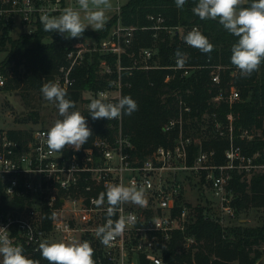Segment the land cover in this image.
I'll use <instances>...</instances> for the list:
<instances>
[{"label":"built area","instance_id":"2783aa9c","mask_svg":"<svg viewBox=\"0 0 264 264\" xmlns=\"http://www.w3.org/2000/svg\"><path fill=\"white\" fill-rule=\"evenodd\" d=\"M77 7L76 0H2L0 22L4 26H18L24 34H33L44 14L59 16L66 7ZM118 8L117 22L109 36L90 49L103 55L118 58L117 71L135 67L141 69L158 68L155 57L158 56L157 45L131 51L139 29L153 30L157 41L160 32L183 39V27L166 25V19L149 16L153 23L150 27L126 26ZM199 29V27H193ZM192 28V29H193ZM200 30V29H199ZM201 31V30H200ZM189 46V45H188ZM71 49L68 54L71 65L62 68L54 82L70 90L75 85L72 69L76 64L84 63L86 58L82 49ZM126 55L133 63L123 67L122 57ZM103 73H112V67L104 61ZM171 70H182V77H189L196 69L185 65L176 67V56L167 67ZM211 80L214 85L221 84V66L211 65ZM173 76L165 79L169 82ZM5 85V78L0 75V86ZM122 79L112 81L111 87L92 92L93 98L103 93L109 102H117L121 97ZM241 100V93L231 86L225 96L219 92L213 101L219 104L225 101L230 107ZM183 102H181L182 104ZM192 108L186 103L177 116L169 119L164 126L166 133H174L172 147H158L152 154L141 158L134 154L131 139L124 135L122 117L113 119L117 130L112 138L96 137L89 147L82 146L78 151L65 148L62 152L50 151L46 144L48 128H38L30 138L18 141L11 138L7 131L0 130V186L10 201L28 197L29 203L24 208L0 210V227L8 230L9 238L14 245L24 250V255L40 252L38 245L44 240L49 242L88 241L94 249L95 264H169L164 257L174 233L185 236L186 247L194 243L188 230L197 218V206L189 200L187 184L191 177L204 187L207 198L203 206V215L223 227L241 225L242 219L235 206L239 193L233 186L236 176L248 183L254 175L264 173V156L261 152L248 155L240 145L235 143V117L230 113L227 125L216 122V133L229 140L225 151V163H215V151L204 150V138L188 136L186 124ZM240 139L247 143L264 140L262 129H241ZM193 144L200 145V150L193 164H189V149ZM135 181L145 191L147 205L140 207L131 203L121 206L112 219L120 215L134 214L137 221L129 225L118 236L112 246L106 247L95 232L106 223L107 201L96 206L93 201L109 184L129 185ZM190 181V183H188ZM209 206V208L207 207ZM56 212V219L51 214ZM29 251V252H28ZM48 264V263H47Z\"/></svg>","mask_w":264,"mask_h":264},{"label":"trees","instance_id":"16d2710c","mask_svg":"<svg viewBox=\"0 0 264 264\" xmlns=\"http://www.w3.org/2000/svg\"><path fill=\"white\" fill-rule=\"evenodd\" d=\"M196 2L187 0L183 8H177L175 0H129L121 8L120 17L124 25L150 27L153 23L149 16L161 15L166 19V25L184 28L183 39L176 34L170 36L160 32L156 41L153 30L139 29L131 51L138 52L141 48L157 45L159 53L155 61L159 67L152 69L135 67L119 73L116 56L93 52L84 63L73 67L71 76L75 79V85L67 90V98L75 102L73 110H77L78 104L84 101V92L98 93L108 89L112 81L121 76V96H131L138 103V111L122 115V130L131 139L134 154L141 158L152 154L160 146H173L175 134L166 133L164 126L169 119L178 115L183 103L192 108L186 134L204 138L202 147L215 151L216 164L225 163V151L229 148V140L217 135L216 122L225 128L230 113L235 117V143L248 155L259 151L264 156V140L247 143L240 139L241 129L256 128L264 132V64L250 77H242L230 59L231 47L238 38L228 33L219 22L201 20L196 16L192 11ZM247 2L251 3V0ZM117 19V16L110 19L104 29L98 32L86 29L84 35L100 43L109 36ZM193 27H199L214 45L210 54H203L186 44L184 37ZM0 30V50L8 52L0 69L4 78L7 77L8 90L22 88L24 91L41 93L44 83L54 82L62 68L70 67L68 54L71 47L65 45L64 38L58 33L45 32L41 23L33 34L22 33L15 39L10 36V28L2 22ZM177 50L186 54L185 65L196 67L189 77H182V70L167 68L173 63ZM104 61L112 67V73H103L101 65ZM121 64L123 67L133 66L126 55L122 57ZM211 65L223 67L220 85L212 83ZM168 75L173 76V79L166 82ZM231 86L240 91V101L232 107L225 101L219 104L213 101L219 92L226 96ZM82 115L86 117L93 133L84 147H89L96 137L114 136L117 122L93 120L88 110H84ZM8 134L18 141L31 136L21 130L9 131ZM199 150L198 144L190 147L189 164H193ZM233 186L239 193L235 206L240 214L249 209L264 208V173L254 175L249 183L242 181V176H236ZM28 203V197L10 201L0 186V210L24 208ZM196 210L198 218L187 233L195 241L186 247L185 236L180 232L174 233L172 241L164 250V257L169 264H257L264 256V221L257 227L241 224L225 228L205 218L203 207H197ZM26 256L39 261V264L48 263L40 252H30Z\"/></svg>","mask_w":264,"mask_h":264},{"label":"clouds","instance_id":"9594fccd","mask_svg":"<svg viewBox=\"0 0 264 264\" xmlns=\"http://www.w3.org/2000/svg\"><path fill=\"white\" fill-rule=\"evenodd\" d=\"M78 7H66L59 16L44 14L40 18L45 32L58 33L65 39H79L87 28L94 31L104 29L107 22L106 12L112 9L111 0H76ZM187 0H175L177 8H183ZM247 4V6H244ZM201 20H217L237 41L231 47V63L248 78L264 64V0H197L192 9ZM83 13V15H82ZM187 45L198 49L203 54H210L214 45L199 29L193 28L184 37ZM80 47V46H79ZM176 67L183 69L186 54L179 50L175 53ZM45 100L54 102L58 114L53 125L47 130L46 144L50 151L62 152L65 148L79 150L93 135L87 119L75 109V102L67 98V91L58 82L49 81L41 87ZM93 120L119 119L122 115H131L138 111V103L131 96H121L117 102H109L103 93L93 98L87 105ZM107 201V220L96 229L95 235L106 246H112L129 225H134V214L120 215L112 219L121 206L126 203L145 207L147 199L142 186L135 181L129 185L109 184L93 201L102 206ZM56 212L51 219H56ZM8 230L0 227V264H39L28 258L19 245H14ZM41 256L48 264H95L94 249L88 241L49 242L44 240L38 245Z\"/></svg>","mask_w":264,"mask_h":264},{"label":"rangeland","instance_id":"374dc122","mask_svg":"<svg viewBox=\"0 0 264 264\" xmlns=\"http://www.w3.org/2000/svg\"><path fill=\"white\" fill-rule=\"evenodd\" d=\"M127 0H111L112 6L118 8L122 4H126ZM122 8V7H121ZM83 15V13H82ZM90 31H94L89 27ZM23 32L18 26H15L10 30V36L15 39L18 38ZM1 35V30H0ZM66 46L70 49H82V54L85 58L90 57L92 51L90 49L95 45L94 38L83 36L79 39H63ZM8 52L0 50V66L5 60ZM0 75L4 77L2 69H0ZM7 77L5 78V85L0 86V130L14 131L21 130L23 132L31 134L38 128H50L56 119L61 117L58 114V109L54 102H49L44 99L42 93L36 91H24L20 89L6 88ZM84 101L78 104L77 110L81 112L88 110L87 105L92 99V92L86 91L83 93ZM195 177H191L187 184V193L189 200L197 207L206 206L207 197L204 196V187L202 189L201 184L196 182ZM209 208V206H207ZM242 219V224L247 227H257L262 225L264 221V208L249 209L242 212L239 215ZM264 257V256H263Z\"/></svg>","mask_w":264,"mask_h":264},{"label":"crops","instance_id":"0c3cea01","mask_svg":"<svg viewBox=\"0 0 264 264\" xmlns=\"http://www.w3.org/2000/svg\"><path fill=\"white\" fill-rule=\"evenodd\" d=\"M128 1H129V0H127V2H128ZM127 2H126V3H127ZM123 5H125V4L120 5V7H122ZM77 7H78V5H77ZM118 8H119V7H118ZM118 8L116 7V9H115V7L112 6V9L106 12L107 22H108L110 19H112L113 17L116 16V14H117V12H118ZM107 22H106V23H107ZM87 29H89V28H87Z\"/></svg>","mask_w":264,"mask_h":264},{"label":"water","instance_id":"95a60500","mask_svg":"<svg viewBox=\"0 0 264 264\" xmlns=\"http://www.w3.org/2000/svg\"><path fill=\"white\" fill-rule=\"evenodd\" d=\"M214 21H217V20H214ZM218 22V21H217ZM257 264H264V257H262L258 262Z\"/></svg>","mask_w":264,"mask_h":264}]
</instances>
